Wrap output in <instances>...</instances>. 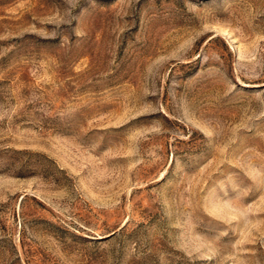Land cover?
I'll return each instance as SVG.
<instances>
[{
  "label": "rangeland",
  "instance_id": "rangeland-1",
  "mask_svg": "<svg viewBox=\"0 0 264 264\" xmlns=\"http://www.w3.org/2000/svg\"><path fill=\"white\" fill-rule=\"evenodd\" d=\"M0 264H264V0H0Z\"/></svg>",
  "mask_w": 264,
  "mask_h": 264
}]
</instances>
